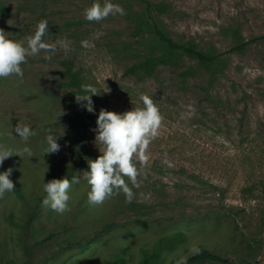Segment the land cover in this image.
Returning a JSON list of instances; mask_svg holds the SVG:
<instances>
[{
	"label": "rangeland",
	"instance_id": "obj_1",
	"mask_svg": "<svg viewBox=\"0 0 264 264\" xmlns=\"http://www.w3.org/2000/svg\"><path fill=\"white\" fill-rule=\"evenodd\" d=\"M1 1L6 11L0 13V28L10 38L26 46L37 24L47 20L44 41L55 44L56 51L28 57L23 79L0 78V144L33 152L31 158L14 155L0 165V173L13 169L15 185L0 199V264H143L144 249L178 230L186 238L163 249L167 264H177L198 246L213 254L190 264H264V0H151L169 36L223 53V76L216 88L235 107H223L220 117L210 115L204 96L196 101L193 93L201 90L194 84H202L206 74L193 61L186 60L193 69L186 83L177 75L170 80L175 70L167 66L140 79L125 75L131 62L166 51L140 22L139 0H111L125 14L101 22L84 18L95 0ZM235 34L247 43L228 52ZM63 58L81 69L108 111L143 107L141 94L158 103L164 121L149 145L148 164L166 172L138 177L140 187L133 188L131 203L121 191L102 207L90 206L87 170L76 173L80 182L72 185L70 211L57 214L42 203L44 183L70 157L65 143L49 132L61 109L65 114L73 109L61 98L66 93L61 80L53 76ZM18 123L37 133L27 145L14 131ZM60 125L66 133L65 122ZM96 127L87 129L83 146L100 153ZM48 134L58 138V153L43 154ZM181 164L193 169L194 176L170 177Z\"/></svg>",
	"mask_w": 264,
	"mask_h": 264
},
{
	"label": "clouds",
	"instance_id": "obj_2",
	"mask_svg": "<svg viewBox=\"0 0 264 264\" xmlns=\"http://www.w3.org/2000/svg\"><path fill=\"white\" fill-rule=\"evenodd\" d=\"M125 11L119 4H114L111 0H104L103 4L95 0L91 6L84 10V18L89 22H101L110 15H124ZM48 21L41 20L36 27L33 35L27 38L25 46L23 41L15 40L9 37L8 32L0 28V78L7 79L17 76L20 79L24 77L22 65L27 64L28 57L37 56L42 51L45 53H54L56 45L44 41V36L48 32ZM84 47H89L87 41L82 42ZM67 49V45H62ZM45 60H51V55H45ZM84 94L75 95L78 105H81L89 113H93L94 102L92 97L98 96V90L92 85H83ZM143 107H133L129 111L117 113L101 109L96 120L97 133L95 142H99L103 151L95 160L88 163L89 171L84 172V179L90 186L87 194L88 204L93 207H102L106 201L118 195L121 191L125 196V202L131 203L135 197L133 188L140 187L138 176L141 174V168L147 166L149 162L148 149L150 143L155 140L162 127L164 116L162 115L158 103L146 94L140 95ZM190 115H194V109H189ZM61 109L56 115V119L64 115ZM19 138L27 145L31 137L37 133L28 124L18 123L14 129ZM51 132V130H49ZM56 137L52 134L46 136L47 147L43 154L58 153L60 145ZM33 157L30 147L25 146L20 151H14L5 144H0V165L12 156ZM137 163L140 168L137 167ZM171 166V165H170ZM12 168L0 173V199L4 198L6 193L15 190V185L10 179ZM125 177L131 182L129 187ZM80 178L73 176L71 180L64 177L61 179L53 178L44 183V192L47 193L43 200V205L50 207L57 214H64L70 211V195L72 185L78 184ZM177 264H186V260L181 258Z\"/></svg>",
	"mask_w": 264,
	"mask_h": 264
},
{
	"label": "trees",
	"instance_id": "obj_3",
	"mask_svg": "<svg viewBox=\"0 0 264 264\" xmlns=\"http://www.w3.org/2000/svg\"><path fill=\"white\" fill-rule=\"evenodd\" d=\"M143 5V14L140 16V22L143 25L149 27L150 32L154 38L162 44L165 48V52L151 53L142 58L131 62L125 69V75L130 78L140 79L144 76H153L157 74L159 66H167L170 69H174L175 73L170 75L172 80L174 75L176 80L186 83L187 79L192 76V66L186 64V60L193 61L196 65L202 67L206 74V79L202 84L195 85L201 91L193 93L196 101L201 103L203 100L209 104L210 115H221L222 108H233L230 102L223 100L221 93L216 88V83L223 76V70L221 67L222 52L215 50L213 47L203 48L191 40H176L169 36L160 25L159 18L157 17V6L151 0H139ZM6 7L0 0V13L4 14ZM234 43L228 47V52H235L242 50L247 43V40L241 39L237 34L234 35ZM62 68L55 69L53 76L58 80H61V85L64 86L66 93L61 98L70 104L73 109L71 112H67L63 117H59L56 122L50 127L52 133L57 135L66 145L70 152V157L66 163H64L57 170H53L49 177H73L76 176L78 171H89L88 163L90 160H95L100 153H94L84 148V138L86 131L89 127L96 125V120L99 111L105 109V101L100 96L94 95L92 100L94 102L93 113H89L81 105H78L75 100V95L84 94L82 86L87 85L84 75L80 68H76L73 62L67 58L62 59ZM202 96L205 99L202 100ZM106 110V109H105ZM64 121L68 126V131L64 133L60 129V122ZM137 167L140 165L137 163ZM153 172L161 175L166 170L164 167L158 164H152L141 168V174L138 177H159ZM176 175L170 177H191L194 176V171L186 164H181L177 170L171 171ZM126 182H128L125 177ZM128 185L130 186L129 182ZM153 189L159 193L161 188L156 185H152ZM186 235L183 231H175L173 233L165 234L157 238L151 248L144 249L143 252V264H167L165 256L162 251L165 247L172 245L173 243L184 240ZM198 246V245H197ZM213 253L208 251L204 247L198 246V249L191 254L184 256L186 264H190V261L204 255H212Z\"/></svg>",
	"mask_w": 264,
	"mask_h": 264
}]
</instances>
